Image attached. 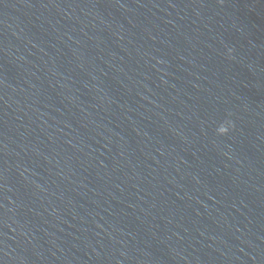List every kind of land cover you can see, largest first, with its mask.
<instances>
[{"label": "water", "instance_id": "obj_1", "mask_svg": "<svg viewBox=\"0 0 264 264\" xmlns=\"http://www.w3.org/2000/svg\"><path fill=\"white\" fill-rule=\"evenodd\" d=\"M0 264H264V0H0Z\"/></svg>", "mask_w": 264, "mask_h": 264}, {"label": "clouds", "instance_id": "obj_2", "mask_svg": "<svg viewBox=\"0 0 264 264\" xmlns=\"http://www.w3.org/2000/svg\"><path fill=\"white\" fill-rule=\"evenodd\" d=\"M227 127H225V126H221L219 129H218V132L220 133V134H225L226 132H227Z\"/></svg>", "mask_w": 264, "mask_h": 264}]
</instances>
